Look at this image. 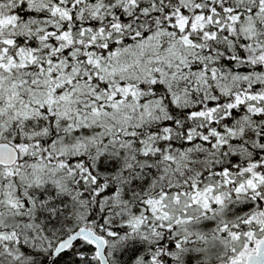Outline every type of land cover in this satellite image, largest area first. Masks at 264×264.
<instances>
[{"label": "snow or ice", "instance_id": "obj_1", "mask_svg": "<svg viewBox=\"0 0 264 264\" xmlns=\"http://www.w3.org/2000/svg\"><path fill=\"white\" fill-rule=\"evenodd\" d=\"M0 264H264V0H0Z\"/></svg>", "mask_w": 264, "mask_h": 264}]
</instances>
